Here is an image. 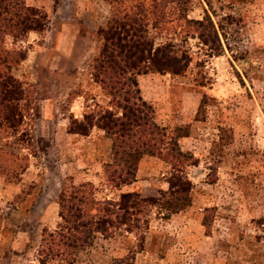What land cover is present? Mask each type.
Returning <instances> with one entry per match:
<instances>
[{
	"label": "rangeland",
	"instance_id": "rangeland-1",
	"mask_svg": "<svg viewBox=\"0 0 264 264\" xmlns=\"http://www.w3.org/2000/svg\"><path fill=\"white\" fill-rule=\"evenodd\" d=\"M20 1L45 25L1 41L11 66L0 68V91L13 113L0 111V264H264V0H135L149 43L168 47L176 67L134 74L138 94L165 140L197 161L162 153L153 174L137 175L148 153L127 156L132 190L157 197L181 166L188 199L173 198L177 212L159 201L128 226L114 219L105 236L86 222L122 193L106 171L122 138L100 124L121 108L93 60L122 0Z\"/></svg>",
	"mask_w": 264,
	"mask_h": 264
},
{
	"label": "trees",
	"instance_id": "trees-1",
	"mask_svg": "<svg viewBox=\"0 0 264 264\" xmlns=\"http://www.w3.org/2000/svg\"><path fill=\"white\" fill-rule=\"evenodd\" d=\"M151 2L153 4L155 0H151ZM156 5L162 6V3ZM139 6L141 4L138 5L135 0H122L117 3V6L114 7L116 12L114 11L106 27L98 30L102 45L93 60L96 63L95 77L111 96L110 103L117 104V107L121 108V115H115L109 109L100 114L101 127L110 134L117 135L116 139L122 138L119 143L113 142L115 159L106 167V171L117 175L118 181L115 182L114 176L109 174V181H113L114 187L118 189L125 184H131L135 180L134 170L126 164L129 155H141L147 152L150 155L160 156L164 153L166 158H172V161L176 160L178 165L182 160L189 161L187 165L194 164L197 161V158L191 152H183L177 142H171V139L169 141L165 140L164 128L153 119L152 106L141 99L138 94L139 90L134 74L146 73L149 70L169 71L174 67L172 57L168 53V47L162 45L154 48L149 43L147 38V15L142 11L140 12ZM38 13L37 8L24 5L20 0H0V68L3 65L8 71L11 66V62L5 59L7 55L1 42L3 41V35L11 32L14 37H18L25 35L30 30L38 32L43 30L45 22H43L44 19L42 21L38 19ZM196 22L201 26L204 25L203 20H196ZM127 73H129L128 76H126ZM4 79H1L0 87H3ZM9 96L0 91V111L5 109L10 113L9 116H7L8 113L7 115L4 114L7 120L12 118L11 113L13 112L3 101L8 99ZM132 136L134 138L131 139L130 143L128 139ZM169 144H171L170 148H168ZM164 148L167 151H164ZM173 169L180 175L169 180L168 190H161L160 195L157 197L142 196L138 191L122 192L120 199L114 200L115 203L112 204L111 201H107V206L102 207V209L95 207L96 214L103 211L104 215L99 218L95 214L92 215V218L86 222L89 228L105 236L109 226L114 225V219H118L120 224L128 226L129 221L137 219L136 215L142 213L144 209L148 210L158 206L159 201L162 202L163 200L169 202L166 209L169 208L171 212L181 210V206L173 204L172 201H174L173 198L188 199L190 181L181 175L183 174L181 166L177 168L173 166ZM111 207H114L115 210H111ZM78 209H80V206H78ZM117 211L121 212L117 215ZM112 213L116 214L115 218H113ZM60 215L63 216V221L66 222L63 211L60 212ZM73 217L75 223L68 229L77 230L78 227L80 228V222L77 221L80 217L76 215ZM101 219L103 220L100 221ZM126 229L130 230L129 227H126ZM45 239L44 236L43 240ZM59 246L63 250L66 246L65 241L60 243ZM82 246L83 244L80 245V247ZM62 253L61 250H58L54 256H62ZM47 261L48 259L40 260L41 263Z\"/></svg>",
	"mask_w": 264,
	"mask_h": 264
},
{
	"label": "crops",
	"instance_id": "crops-1",
	"mask_svg": "<svg viewBox=\"0 0 264 264\" xmlns=\"http://www.w3.org/2000/svg\"><path fill=\"white\" fill-rule=\"evenodd\" d=\"M31 3V2H30ZM32 4V3H31ZM142 159L140 160V163H139V166L137 168V172L136 174L138 175L140 172H144L145 174H153L154 172V169H155V162L159 159L157 156H154V155H144L141 157ZM135 174V177H138L137 175ZM83 175H87L86 173H83ZM77 176V177H76ZM74 179H77L80 181V177L79 175H76ZM79 178V179H78ZM86 178V177H83V179ZM87 180V179H86ZM149 181V180H148ZM134 182V181H133ZM132 182V183H133ZM138 182V181H136ZM131 184H125L123 186H121L120 189L116 190L117 192H126V191H131L133 188L131 186H133ZM164 184V183H162ZM165 185H162V188H164L163 190H167L165 189L164 187ZM134 191V190H132ZM40 264V263H39Z\"/></svg>",
	"mask_w": 264,
	"mask_h": 264
}]
</instances>
